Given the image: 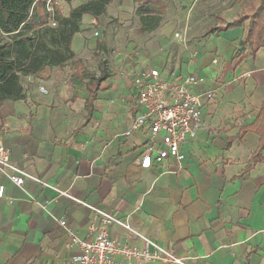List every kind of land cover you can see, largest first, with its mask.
Wrapping results in <instances>:
<instances>
[{
	"label": "crops",
	"instance_id": "crops-1",
	"mask_svg": "<svg viewBox=\"0 0 264 264\" xmlns=\"http://www.w3.org/2000/svg\"><path fill=\"white\" fill-rule=\"evenodd\" d=\"M73 1L69 9L84 0ZM250 1L248 11L229 13L227 6L210 20L195 8L189 31L182 33V23L161 26L146 48L138 46L141 58L127 47L110 66L101 60L107 76L91 108L88 78L74 74L99 76L100 61L94 66L90 58L104 54L108 39L102 22L116 0L95 27L91 16H83L71 41L78 65L69 60L23 78L25 97L0 104V141L26 173L18 186L0 168V264L73 259L79 248L70 245V233L90 239L89 226L100 221L85 203L123 219L187 264H264V22L251 44H241L247 21L210 32L249 13ZM98 40L104 49L97 50ZM150 69L162 80L203 78L191 89L201 95V120L193 127L194 137L182 145V162L169 157L142 168L150 133L147 125L133 128L144 110L133 78ZM209 91L211 100L204 96ZM108 234L118 242L127 239L117 224Z\"/></svg>",
	"mask_w": 264,
	"mask_h": 264
},
{
	"label": "built area",
	"instance_id": "built-area-1",
	"mask_svg": "<svg viewBox=\"0 0 264 264\" xmlns=\"http://www.w3.org/2000/svg\"><path fill=\"white\" fill-rule=\"evenodd\" d=\"M52 4L53 0H45L46 11H53ZM51 24L54 25L53 22ZM93 35L97 36L98 32L94 31ZM31 77L28 75L25 78ZM202 82L203 78L194 75H188L178 81L162 80L156 69L134 76L133 85L137 89V102L144 110L135 118L133 128L147 125L150 133L141 152L142 168H150L153 163H160L169 157L178 163L184 160L182 145L194 137L193 127L201 120V95L191 89ZM39 89L45 91L43 86ZM204 96L211 100L213 92H206ZM129 133L130 131H127L125 134ZM157 135H160L159 141L154 139ZM0 168L7 172L6 177L10 182L18 186L23 184L26 173L12 162L8 149L1 141ZM3 190L2 185L0 197ZM56 190L59 194L76 201L67 191ZM85 205L100 215V221L89 226V231L94 233L90 239H79L70 233V245H76L79 254L62 264H145L154 260L166 264H187L169 248L145 237L123 219L86 203ZM59 223L61 226L66 225L64 220H59ZM112 224L120 225L126 230L125 241L118 242L109 237L108 227Z\"/></svg>",
	"mask_w": 264,
	"mask_h": 264
},
{
	"label": "trees",
	"instance_id": "trees-1",
	"mask_svg": "<svg viewBox=\"0 0 264 264\" xmlns=\"http://www.w3.org/2000/svg\"><path fill=\"white\" fill-rule=\"evenodd\" d=\"M111 1L84 0L63 15L54 4L52 12L46 11L45 0H0V35L9 36V40L0 38V104L5 99L24 98L23 78L34 76L44 67H62L69 60L73 66L78 65L79 59H75L71 48L73 35L79 32L84 15L91 16L95 25H99V19ZM142 1L137 13L143 22L142 30L150 31L162 20L165 5L161 0ZM249 8V13L238 15L222 27L211 28L210 32L241 27L247 21L241 44H251L258 27L264 22V0L250 1ZM96 47L97 50L104 49L103 42L98 40ZM98 68L100 74L97 77L88 72L83 76L73 73L78 78H88L89 108L96 97L99 82L107 76L104 61L99 62ZM254 158L256 156L252 160Z\"/></svg>",
	"mask_w": 264,
	"mask_h": 264
},
{
	"label": "rangeland",
	"instance_id": "rangeland-1",
	"mask_svg": "<svg viewBox=\"0 0 264 264\" xmlns=\"http://www.w3.org/2000/svg\"><path fill=\"white\" fill-rule=\"evenodd\" d=\"M165 5V13L162 16L161 23L159 26L150 31H143V22L137 13V8L142 6V0H116L115 4L108 5L107 18L102 22L105 30L103 31V37H107V47L104 49V54L100 55L94 52L91 55V64L96 65L99 61L104 60L107 64L113 63L115 58L119 56V53H125L126 48L132 47V54L137 53V57L141 58L140 49L138 46L141 45V50L143 46L151 43L161 26L170 28L176 23H182L183 29L182 33L189 31L188 22H192V12L194 9L203 10L204 18L203 20H210L214 14L219 11H225L226 7L229 6V13L234 9L237 12L248 11L249 0H161ZM77 3L78 0H74ZM71 2H65L64 0H53V4L58 8L61 14L63 11H68ZM118 12L120 15H118ZM102 17V16H101ZM206 24L207 21H204ZM95 27V24L92 23ZM93 26L90 28V32H94ZM192 27V24H190ZM173 37L176 38L177 33L174 31L171 33ZM168 37V36H166ZM0 38L4 40H9V36L0 35ZM94 39V37H93ZM140 39L142 42H140ZM143 52V51H142ZM143 54V53H142ZM129 55H127L128 58ZM135 56V54H134ZM143 56V55H142ZM142 61V60H141ZM110 66V64H109ZM110 68V67H109ZM112 69L110 68V71Z\"/></svg>",
	"mask_w": 264,
	"mask_h": 264
}]
</instances>
